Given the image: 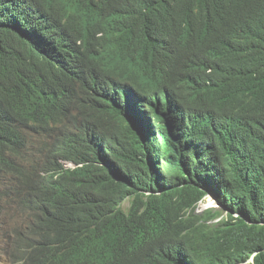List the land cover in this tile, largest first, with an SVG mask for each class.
Listing matches in <instances>:
<instances>
[{"label": "trees", "instance_id": "1", "mask_svg": "<svg viewBox=\"0 0 264 264\" xmlns=\"http://www.w3.org/2000/svg\"><path fill=\"white\" fill-rule=\"evenodd\" d=\"M10 221L31 264H264V0H0Z\"/></svg>", "mask_w": 264, "mask_h": 264}, {"label": "clouds", "instance_id": "2", "mask_svg": "<svg viewBox=\"0 0 264 264\" xmlns=\"http://www.w3.org/2000/svg\"><path fill=\"white\" fill-rule=\"evenodd\" d=\"M157 138V135H156ZM68 168H74V165L71 164ZM57 195V191L53 186H46L41 190L39 199L36 202V211H43L48 203ZM208 197V196H207ZM206 197V198H207ZM212 199V197H210ZM213 200V199H212ZM214 201V200H213ZM200 204V203H199ZM216 204V202H215ZM217 208L218 205L216 204ZM199 207V205H198ZM197 207V209H198ZM197 212V210H196ZM199 213V212H197ZM16 222H19L17 218H14ZM13 227V223L10 221L8 227H5V231H3L4 235H0V259L7 258L9 259V262H6L5 264H19L17 262L11 261L13 259V256L11 255V250H15L19 255L22 262H26L31 264V262L28 260L26 255H22L20 252L22 249L14 239V231L11 232ZM25 228V227H24ZM11 234L8 236L7 234ZM19 251V252H18ZM58 262H43L41 264H57Z\"/></svg>", "mask_w": 264, "mask_h": 264}, {"label": "rangeland", "instance_id": "3", "mask_svg": "<svg viewBox=\"0 0 264 264\" xmlns=\"http://www.w3.org/2000/svg\"><path fill=\"white\" fill-rule=\"evenodd\" d=\"M128 203L125 202L124 206H127ZM214 208L216 209L217 206L215 204V202L210 198V196H208L206 199H204L200 204L199 207L197 209V212L201 213L202 211L206 210V209H211ZM6 262H9V259L7 258H2L0 259V264H5Z\"/></svg>", "mask_w": 264, "mask_h": 264}, {"label": "flooded vegetation", "instance_id": "4", "mask_svg": "<svg viewBox=\"0 0 264 264\" xmlns=\"http://www.w3.org/2000/svg\"><path fill=\"white\" fill-rule=\"evenodd\" d=\"M60 162H61L62 164H64V166H66V167H69V166L71 165V163L68 162V161H63V160H61Z\"/></svg>", "mask_w": 264, "mask_h": 264}]
</instances>
